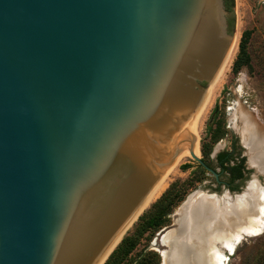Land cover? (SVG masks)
I'll use <instances>...</instances> for the list:
<instances>
[{
    "label": "water",
    "instance_id": "water-1",
    "mask_svg": "<svg viewBox=\"0 0 264 264\" xmlns=\"http://www.w3.org/2000/svg\"><path fill=\"white\" fill-rule=\"evenodd\" d=\"M236 41L226 0H0V264H105L184 152L218 180Z\"/></svg>",
    "mask_w": 264,
    "mask_h": 264
},
{
    "label": "rangeland",
    "instance_id": "rangeland-1",
    "mask_svg": "<svg viewBox=\"0 0 264 264\" xmlns=\"http://www.w3.org/2000/svg\"><path fill=\"white\" fill-rule=\"evenodd\" d=\"M234 4L236 30L240 29L239 38L234 55L226 63L218 81V90L214 102L200 124L198 157L208 162H213L219 152L229 150L232 141L235 139H238V143L244 146L241 136L235 128L239 124L235 120V112L238 107L257 118H262L261 121L259 119V122L264 125V0H234ZM248 30L252 32L247 50L250 62L235 71L243 34ZM242 153L249 157L248 151L245 149ZM177 165L168 179V186L163 194L172 184L178 182L184 192L183 197L175 204L166 225L158 232L144 237L132 254L130 263L145 251L146 253L154 252L157 254L158 259H160L159 264H164L163 255L169 247L163 244V239L167 233L178 227L180 210L193 195L205 194L219 198L227 196V198L231 200L233 198V201H236L249 190L252 183L258 182L261 184V189H264V173H259L258 170L251 169L248 177L239 185L238 190L231 191L224 187L217 189L212 175L206 170L204 171L192 157L186 158ZM188 165L190 166L188 169H183ZM135 224L128 232L134 230ZM263 240L264 224L259 234L244 232L240 236L233 253H229L220 244L217 247L224 255H228L227 264H250L259 251Z\"/></svg>",
    "mask_w": 264,
    "mask_h": 264
},
{
    "label": "bare ground",
    "instance_id": "bare-ground-1",
    "mask_svg": "<svg viewBox=\"0 0 264 264\" xmlns=\"http://www.w3.org/2000/svg\"><path fill=\"white\" fill-rule=\"evenodd\" d=\"M239 31L238 28L237 41ZM237 41L228 61L234 55ZM218 81L211 92L199 122L198 139L195 145L197 156L200 124L214 102L218 90ZM235 116V120L239 122L235 128L250 153L249 165L254 166L259 173H264V125L259 122L260 118L246 112L241 107L236 109ZM189 157H191L189 151L180 156L142 212L148 210L163 194L168 186V179L176 169L175 167L178 166L177 164ZM260 185L258 182L252 183L249 190L241 197H237L236 201H233V198L232 200L227 198V196L219 198L205 194L190 197L180 210L178 227L167 233L163 239L169 247L163 255L164 264H227L228 255H224L219 250L218 244L229 253H233L240 236L244 232L255 235L263 229L264 189H261Z\"/></svg>",
    "mask_w": 264,
    "mask_h": 264
},
{
    "label": "trees",
    "instance_id": "trees-1",
    "mask_svg": "<svg viewBox=\"0 0 264 264\" xmlns=\"http://www.w3.org/2000/svg\"><path fill=\"white\" fill-rule=\"evenodd\" d=\"M227 8L233 13L234 9V0H226ZM231 28H233V18L230 21ZM251 31H245L243 38L240 44V53L235 64V71H238L242 66L249 64V55H248V43L251 36ZM230 155L227 153V156ZM221 157H223L221 155ZM230 159H224L221 161L222 165H226V169L231 174V180L234 181L242 177L241 164L236 166H231ZM206 164L208 161L204 160ZM190 166H185L183 169H188ZM204 171L205 169L200 166ZM239 186L232 188L233 191H237ZM184 192L179 186L178 182L170 186V188L150 207L146 210L143 215L140 216L139 220L134 226L132 232L123 238L122 242L118 245L115 251L111 254L109 259L105 264H159L160 259H158L157 254L154 252L146 253L143 251L138 257L131 261V256L139 246L140 242L148 234L152 235L162 229L168 220V217L173 210L175 204L180 201L183 197ZM250 264H264V240L262 245L253 257V260Z\"/></svg>",
    "mask_w": 264,
    "mask_h": 264
},
{
    "label": "flooded vegetation",
    "instance_id": "flooded-vegetation-1",
    "mask_svg": "<svg viewBox=\"0 0 264 264\" xmlns=\"http://www.w3.org/2000/svg\"><path fill=\"white\" fill-rule=\"evenodd\" d=\"M242 145H244L243 142H242ZM243 149L248 151L247 148L245 147V145L241 146L238 143V139H235V140L232 141L229 150H227V151L225 150V151L219 152L215 156L213 162H208V164L205 163L208 167L212 168L219 175V178L217 180L215 178V176L210 173L212 175L213 179H214V183L216 184L217 189H220V188L224 187L226 189H229V190L233 191L232 190L233 187L239 186V185H241L244 182V180L248 177L251 169L256 170L254 168V166L251 167L249 165L250 153L248 152L249 157L244 155V153H242ZM227 153H229L230 155L227 156ZM221 155L223 157H221ZM227 157L231 160L230 163H229L231 166H236V165L241 164V166H242L241 167L242 177H240V178H238V179H236L234 181L231 180V174L226 169V165L227 164H225V166H223L222 163H221V161L224 160V159H227ZM200 166H202V165H200Z\"/></svg>",
    "mask_w": 264,
    "mask_h": 264
}]
</instances>
